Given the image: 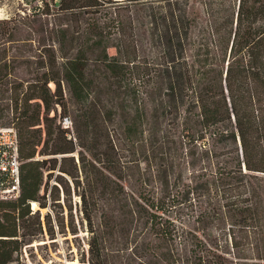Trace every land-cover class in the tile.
I'll return each mask as SVG.
<instances>
[{
  "label": "trees",
  "instance_id": "1",
  "mask_svg": "<svg viewBox=\"0 0 264 264\" xmlns=\"http://www.w3.org/2000/svg\"><path fill=\"white\" fill-rule=\"evenodd\" d=\"M10 125L0 264L81 230L76 264H264V0L18 6L0 18Z\"/></svg>",
  "mask_w": 264,
  "mask_h": 264
},
{
  "label": "rangeland",
  "instance_id": "2",
  "mask_svg": "<svg viewBox=\"0 0 264 264\" xmlns=\"http://www.w3.org/2000/svg\"><path fill=\"white\" fill-rule=\"evenodd\" d=\"M37 4L41 5V0H0V18L7 16L8 13L12 12L14 9L16 10L18 6H21L23 10H27L31 6H35ZM35 28H37V26H35ZM33 34L34 33H32L30 29L24 28L20 38L28 40V39H35L37 36H45V37L47 36L46 32L39 33L40 35H33ZM45 43L48 44V42L46 41ZM144 48H146V46ZM109 53L114 54V50L110 49ZM50 87L53 88V85H51ZM65 118H67V121L62 120L61 122L64 127L67 126L70 121L69 116ZM7 127H12V126L10 125ZM61 200H62V196H61ZM73 202L75 203L77 202L76 197H73ZM45 212H47V210H43L42 214H44ZM74 214L75 216L78 215L76 210H74ZM82 238H86V235L81 230L79 231L80 241L70 240V242L66 243L64 241V238L61 236H57L54 241H51L47 238L43 240L42 239L36 240L32 244L26 246L21 251L20 255L18 256V259L15 261V264H76L77 258L80 257L79 248L81 246L82 248H86ZM69 249L73 251L72 255L69 254Z\"/></svg>",
  "mask_w": 264,
  "mask_h": 264
},
{
  "label": "built area",
  "instance_id": "3",
  "mask_svg": "<svg viewBox=\"0 0 264 264\" xmlns=\"http://www.w3.org/2000/svg\"><path fill=\"white\" fill-rule=\"evenodd\" d=\"M20 191L19 143L13 127L0 128V200L17 198Z\"/></svg>",
  "mask_w": 264,
  "mask_h": 264
},
{
  "label": "bare ground",
  "instance_id": "4",
  "mask_svg": "<svg viewBox=\"0 0 264 264\" xmlns=\"http://www.w3.org/2000/svg\"><path fill=\"white\" fill-rule=\"evenodd\" d=\"M36 207H37L36 204L35 203H32V209L33 210H36Z\"/></svg>",
  "mask_w": 264,
  "mask_h": 264
}]
</instances>
